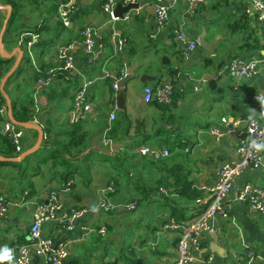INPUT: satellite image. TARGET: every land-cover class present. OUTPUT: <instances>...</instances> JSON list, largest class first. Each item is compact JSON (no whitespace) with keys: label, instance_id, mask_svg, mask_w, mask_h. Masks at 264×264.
<instances>
[{"label":"crops","instance_id":"1","mask_svg":"<svg viewBox=\"0 0 264 264\" xmlns=\"http://www.w3.org/2000/svg\"><path fill=\"white\" fill-rule=\"evenodd\" d=\"M18 2L22 4L18 20L27 24V32L16 37L14 26L7 24L9 6L0 0V43L9 54L20 45L26 55L17 66L22 71L16 72V69L13 77L10 75L4 83L13 108H36L35 103H31L32 96H36L45 105L33 115L34 121L29 122L39 123L44 134L47 133L46 128L52 129L50 137L62 128L64 134L60 138L66 139L65 133L72 129L69 112L73 108L75 88L80 80H89L85 99L91 107L86 116H80L88 120L84 123L89 133L88 149L101 154L113 153L117 149L124 150L122 148L135 139L141 140L139 145L133 150H126L135 153L136 158L140 157L137 152L139 147L168 149L173 162H180L185 170H190L188 178L192 187L201 193L199 199L202 202L196 205L201 208L205 201L208 202L212 196L211 189L218 182L220 169L239 159L236 153L239 137L231 132V120L237 122V130L240 131L246 126L244 122L248 120L250 109L255 110L254 118H258L264 109L257 100V97L264 98V22L257 20L251 3L247 0H201L195 12L190 14L187 3L181 1L171 10L167 23L159 26L154 17L155 0H136L137 6L124 15H128L127 18L116 21H112L104 11V0H72L70 23L64 26L55 14L60 0H57L58 6L51 14L45 13L46 0H39L38 8L32 5L31 0ZM118 3H121L120 0L115 6ZM86 27L95 32V58L92 62L86 60L80 36L81 30ZM179 27L197 45L188 59H184L183 45L174 36L175 29ZM203 33L207 42L217 40L214 56L201 47ZM37 34L33 45L29 46L27 42L32 40L31 35ZM124 40L126 45L122 48ZM68 45H71L68 52L75 63L74 71L62 70V78L60 73V77L44 90L36 86L35 81L39 80L36 78L37 71L51 74L61 64L56 48ZM18 55L15 52L14 56L7 58L0 54V83ZM124 57L130 65L141 60L145 66L139 69L140 75L145 73L148 77L146 81H140L139 75L124 84V108H117L115 119L108 123L113 91L121 90L113 88L111 78L112 75L119 76L122 68H127ZM25 58L33 63L29 70H24L22 66ZM234 58L257 59L256 75L246 79L233 76L229 64ZM107 72L111 78L106 76ZM203 75H209L208 80ZM11 78L10 88L15 92L14 98L6 90ZM166 79L173 82L175 92L164 114L160 101L144 102L143 88L156 86ZM70 89L72 94L68 93ZM0 102L6 104L1 98ZM223 116L230 121L223 123ZM118 120H121V126L118 134L113 136L117 140L115 142L106 133ZM126 127L129 135H124ZM211 130H216L218 135ZM37 137L35 129L24 131L23 149L34 146ZM44 143L42 141L38 149H43L42 157L38 159L28 156L25 161H19L22 162L20 164L0 162V199L17 202L24 196L26 200L25 204L11 206L8 213L0 215V249L7 246L13 256L11 262L4 260L0 264H18V248L30 242L28 232L35 203L46 201L50 196L61 202L60 212L71 208L84 209L83 215L73 220L72 230L61 228L57 221L48 222L41 228L44 235L66 245L68 256L63 264H175L179 231L168 228L173 219L159 195L153 194L148 199L142 197L139 205L141 217L133 220H130V214L139 206L132 211L115 209L103 212L98 207V190L107 176L101 171L102 166H98L104 165V161L94 157L87 160L82 156L71 158L63 154L70 160L69 163L89 165L86 180L77 176V167L73 177L71 170L50 167V160H45L49 149L44 148ZM6 151L7 143L0 138L1 156H5ZM261 153L262 165L245 167L233 180L234 184H253L264 188V152ZM178 154H181L179 160ZM146 156L152 159L149 154ZM27 171L30 173L25 177ZM141 176L151 177L142 179L146 186H155L160 178L154 169L148 174L141 171ZM63 182L64 186L61 185ZM117 190V196L123 198L131 191V183L126 185L119 180ZM223 200L228 201L226 213H215L209 218L211 230L200 232L199 248L192 253L190 264H245V244L253 248L257 256L264 258V214L251 208L246 201L234 200L232 191L227 192ZM194 211L190 210L187 218ZM189 219L181 222L184 228L188 227ZM84 224L96 229L104 227L106 233L103 236L84 234L80 228ZM127 228L133 230L126 240V251L131 259H127L124 252L106 253V247L114 239L123 237ZM109 231H112L111 236ZM28 264L44 263L32 254ZM257 264H260L259 261Z\"/></svg>","mask_w":264,"mask_h":264},{"label":"built area","instance_id":"2","mask_svg":"<svg viewBox=\"0 0 264 264\" xmlns=\"http://www.w3.org/2000/svg\"><path fill=\"white\" fill-rule=\"evenodd\" d=\"M136 0H120L122 4H127L129 2H135ZM157 5L154 9V17L155 21L159 26H163L170 18L171 10L181 1H185L187 3L188 12L193 14L200 4L201 0H155ZM251 3L253 10L256 13L257 20L264 22V2L261 0H247ZM119 2V0H104L103 9L108 14L109 18L112 21H116L119 17L114 15V6ZM72 0H69L67 3L63 5L59 4L56 12H58V19L61 24L64 26H68L70 23L69 13L72 11ZM134 9V8H133ZM136 11V9H135ZM94 30L90 27L83 28L80 32V36H82V44L83 50L85 53L86 60L88 62H92L94 60V50H95V42H94ZM32 40L29 45H33V42L38 37L37 35H31ZM175 38L186 42L187 36L181 31H175ZM23 40H20L22 43ZM71 45L65 46L63 48L64 51L67 48H70ZM193 49L192 44H188L185 52L184 58L189 56L190 50ZM120 50V49H118ZM121 51V50H120ZM61 61L60 66L62 69H69L72 71L74 69V60L73 58L67 54V51L63 54L57 56ZM258 68V60L255 58L249 59H241L234 58L229 64V70L233 76L238 79H246L251 78L256 75ZM126 69L123 70L121 76H114L107 72L106 76H110L112 79L111 84L114 87L118 86V81L121 80L126 75ZM62 71V70H61ZM53 78L51 76H46L45 79H39L36 81V86L43 88L48 87L53 82ZM89 83V82H88ZM88 83H85L88 84ZM39 90V89H36ZM175 92L174 84L171 80L166 79L161 83H158L156 86L147 85L143 88V100L144 102H151L153 100H158L161 103H170ZM84 94V90L82 88H75L73 95V103L75 104V108L71 109L69 112V122L74 123L79 120L80 116H86L88 112V107H83L80 104V97ZM118 92L113 91L111 112H115L117 109L116 97ZM36 108L35 110H39L40 107L45 105L44 101H39L38 98L34 101ZM264 112V109L261 113ZM261 113L258 118H253V120H247L246 126L244 129L238 131L237 130V122L231 120L233 123V128L231 132H235L239 137V142L236 147V153L239 155V159L233 161L230 164H225L219 171V178L217 184L211 189L212 196L210 200L204 203H210L207 207L206 211H200L195 216H193L189 220H194V222L190 225L188 230H185L181 223L171 221V224L168 225V228L176 231L179 230V240L176 243V261L175 264H190L193 261L192 253L199 248V230H211L210 225L208 223L209 218L214 215V211L217 213L225 214L227 211V200H223L224 196L227 192L232 191L233 199L246 201L248 205L257 210L259 213L264 214V188L261 186H256L253 184H244V185H236L233 180L240 174V172L248 166L257 168L262 165L263 155L262 153H256L253 150L248 148L249 141L252 139L264 140V118H262ZM7 105L2 103V107H0V123L3 122L4 125L0 127V133L2 135H7L12 139V143L14 144L17 154L20 155L23 149V131L24 129L16 125L14 123L9 122V118H7ZM35 114V112H34ZM33 114V115H34ZM34 117V116H33ZM114 118V114H111V119ZM34 121V120H33ZM221 121L223 123H227L230 120L223 116ZM213 131V134L218 135L216 130ZM46 134H44V139H46ZM141 153L153 155L154 158L158 159L164 156H168V149L144 146L140 147ZM114 184L113 181H106L103 186L98 190V207L103 212H108L112 209H125L133 207V203L126 204L122 202V200H114ZM136 198V197H131ZM25 197L23 196L19 201L15 200H6L0 199V215H5L8 213L11 206L20 205L25 203ZM201 199L197 200V203L200 204ZM62 208V204L58 198L54 196H50L48 200L43 201L35 205L34 209L35 213L32 217V222L29 226V238L30 242L26 245H21L18 248V256L17 262L18 264H28L31 258V255L34 254L41 258L44 264H63L65 259L68 256V250L66 245L63 242H55L51 236H46L42 233L41 228L44 224L57 221L61 228L65 230H72V222L74 219H78L83 215L84 209L82 208H71L67 212H60ZM188 220V221H189ZM81 230L84 234H99L105 235L106 229L101 227L96 229L92 225L84 224L81 227ZM244 256H245V264H257L259 261L260 264H264V258L257 256L249 245L245 244L244 247Z\"/></svg>","mask_w":264,"mask_h":264},{"label":"trees","instance_id":"3","mask_svg":"<svg viewBox=\"0 0 264 264\" xmlns=\"http://www.w3.org/2000/svg\"><path fill=\"white\" fill-rule=\"evenodd\" d=\"M38 1L39 0H31V3L34 7L38 8ZM46 1H48V3L46 4L45 13L51 14L53 9L56 6H58L57 0H46ZM4 3L9 7L11 6L10 7L11 11L7 19V24L9 26H14V31H16V37H18L22 32H27L26 31L27 24H25L23 21L18 20L21 18L22 4H20L18 0H4ZM55 14L58 19V13L56 12V10H55ZM61 70H64L62 69V66L55 67L51 74H48L47 72L39 70L37 71L36 78L45 79L46 76H51L53 79H56L60 77V73H61V78H62L63 75H62ZM65 71L66 70H64L63 72ZM46 88L47 87H43L41 89L44 90ZM112 90L113 89H111V91ZM0 98L3 99L4 101V98L1 92H0ZM31 103H33V99ZM157 103L159 104L160 102H157ZM167 106L168 104L162 102L161 110L162 112H164V114L167 113ZM11 108L13 111L12 112L13 117L16 120L22 121V122H28L31 120L33 121L34 112L32 109L28 110L27 108L21 106L17 110L13 108L12 103H11ZM87 122L88 120H83L79 118V120H77L76 122L70 123L72 125V129L67 130V132L65 133L66 139L60 138V136L63 137V134H64L62 131L63 130L62 128L58 130V132H55V136H51V137H50V133L52 132V129L46 128L47 133L45 134L47 138L44 139L43 141L45 142L44 148L46 147L49 150H48V154L45 160L46 161L50 160L51 168L63 167L66 170H71L70 172L73 177H75L74 174L76 173V170L78 168L77 176L81 177V179L86 180L88 176V172H89V165L80 166L77 164L69 163L70 160L66 159L63 156V154H67L71 158L82 156L86 160L89 159L90 157H94L98 161L100 160L104 161V165H99L98 167L102 166L101 171L103 172L105 176H107V180L113 181L116 184L115 191L113 193L114 200L128 201V200L133 199L136 201L135 207H137L140 205L142 197L143 199H148L153 194H157L162 199L161 201L165 202L170 218H172L173 221L179 222V223L184 222L190 217L194 216L196 214V211H200V210L204 211L206 209L209 203H203L201 208H199L200 206L196 205L198 204L197 200L199 199V196L201 193L198 189L192 187V184L188 178L190 174V170L188 169L185 170L184 166H182L180 162H173L172 159H170L172 157L170 150H169L170 156L163 158V159L154 160L151 158H147L146 156L147 154L141 153V150H140L141 148L139 147L137 152L140 155V157L136 158L135 153H130L126 150V149L133 150L134 146L139 145L138 143L141 140L138 141L136 139L133 140L132 143H130L126 147L122 148L126 150V152L124 150L120 151L121 149H117L113 153L112 152L109 153L106 151L107 153L101 154L102 152L89 150L88 149L89 142L87 140L89 133H88V130L84 128V123H87ZM120 126H121V120L114 121L111 131L109 130L110 132L108 131L109 133L107 132L106 136L113 139L114 138L113 136H116L118 134L120 130ZM24 131L26 130L24 129ZM124 135H129L127 127L124 130ZM0 138L5 139L7 143V151L5 152L4 157L16 156L17 151H16L15 146L7 138H4L1 135H0ZM120 139L121 137L119 138V141ZM114 141L116 142L117 140L115 139ZM180 158H181V154H178L177 160H179ZM20 163L22 162H17L16 164H20ZM153 169L154 171L156 170L160 174V178L159 180L156 181L155 186H146L142 183V179L148 180L151 177L141 176V171L143 173L148 174L150 170H153ZM119 180H122L126 185H129L131 183V191L126 193V195L123 196V198L122 196H120V197H117V199H115V195L117 194V192H119L118 190L116 191V188L118 186L117 182ZM86 183L87 181H85V184ZM131 197H136V198H131ZM190 202L194 204H191ZM190 210H195V211L193 214H191L189 218H187L188 217L187 213Z\"/></svg>","mask_w":264,"mask_h":264},{"label":"water","instance_id":"4","mask_svg":"<svg viewBox=\"0 0 264 264\" xmlns=\"http://www.w3.org/2000/svg\"><path fill=\"white\" fill-rule=\"evenodd\" d=\"M60 2H63V0H60ZM136 6H137L136 2H132V3L129 2L125 5L118 3L115 6L113 12H114L115 16H117V17L119 16V18H121V17H124V15L126 13H128L129 10L135 8ZM10 9L11 8L9 7L8 11H10ZM200 42H201V47L204 48L205 50H207L211 56L215 55V46L217 45V40L207 42L205 40V34L203 33L202 36L200 37ZM24 51H25V49L23 47H21L20 45H18L12 51V53L9 54V53L4 51L2 42L0 43V54H1V56L4 55L5 57L10 58V57L14 56L15 52L19 53L14 64L12 65V67L8 70V72L2 78L1 83H0V90L3 92L5 100H6L9 119L14 124H17L26 130H29V129L37 130L38 131V137H37L36 144L33 147L24 150L20 155H18L16 157H4V156L0 155V162H19V161H22L26 156L35 152L39 148L40 143L44 140L43 127L39 123L29 122V121L28 122H22V121L16 120L13 117L10 99L8 98V96L6 95V93L4 92V89H3L5 81L8 79V77L10 75H12L14 73V71L17 69V66L19 65L20 60L22 59V57L25 56ZM124 58H125V64H126L127 68H126V76H124L121 80L118 81V86L121 88V90L118 92L117 97H116V104H117L118 109L124 108V97H125V92L123 90L124 84L128 80L133 79L136 76L135 72L137 70H139L140 68H143V66H145L144 64L141 63V60L130 65L128 59L126 57H124ZM147 77H148L147 74L143 73L140 75L139 80L140 81H146ZM208 77H209V75H203V78L205 80H208ZM244 125H246V121L244 122Z\"/></svg>","mask_w":264,"mask_h":264},{"label":"bare ground","instance_id":"5","mask_svg":"<svg viewBox=\"0 0 264 264\" xmlns=\"http://www.w3.org/2000/svg\"><path fill=\"white\" fill-rule=\"evenodd\" d=\"M69 0H63V2H60V4L61 5H63L64 3H67ZM10 11H11V9H10ZM10 11H8L9 13H10ZM72 12V11H71ZM71 12L69 13V17H70V14H71ZM58 13V12H57ZM127 16L128 15H126L125 17H121V19H126L127 18ZM119 17V16H118ZM69 25V24H68ZM175 31H181L182 33H184L183 31H182V29L179 27V28H177V29H175ZM185 34V33H184ZM186 35V34H185ZM187 36V35H186ZM93 37H94V42H95V32H94V34H93ZM81 39H82V36H81ZM179 43H181L182 45H183V50H182V54H183V57H184V52H185V49H186V47H187V45L188 44H192L193 45V49L192 50H190V52H189V56L187 57V58H184V59H188L189 57H190V54H191V52L196 48V43L194 42V41H192V40H190L188 37H187V41L186 42H183V41H181V40H179V39H177V38H175ZM29 43H30V41H28L27 42V44L29 45ZM31 45V44H30ZM29 45V46H30ZM125 45H126V40H124L123 42H122V48H124L125 47ZM63 48L64 47H58V48H56V55L58 56V55H60V54H63V53H65L66 51H67V54H69L70 55V53L68 52L71 48H67V50L66 51H64L63 50ZM71 56V55H70ZM74 69H75V63H74ZM74 69L72 70V71H70L69 69H64V70H66L67 72H73L74 71ZM125 68H122L121 69V72H120V75L119 76H121L122 75V72H123V70H124ZM135 77L134 78H136V77H139V75H140V72H135ZM126 76V75H125ZM9 79V78H8ZM7 79V80H8ZM6 80V81H7ZM5 81V82H6ZM90 83V81L89 80H80L79 81V85H78V87L77 88H82L83 90H84V94L80 97L81 99H80V104L83 106V107H88V110L90 109V107H91V105L87 102V100L85 99V90H86V87L88 86V84ZM85 83H88V84H86L85 85ZM113 86V85H112ZM113 88L114 89H116V90H118V88H120L119 86H117V87H114L113 86ZM3 89H4V87H3ZM1 91V90H0ZM4 92H5V90H4ZM1 93H2V95H3V98H4V100H5V97H4V94H3V92L1 91ZM6 93V92H5ZM6 95L8 96V94L6 93ZM8 98H9V96H8ZM10 99V98H9ZM5 103H6V100H5ZM10 103H11V101H10ZM0 107H2V104H0ZM75 108V104L73 103V108L72 109H74ZM12 109V108H11ZM8 112V111H7ZM114 114V118L113 119H111V114ZM1 118H3L2 116H0ZM7 118H9V115L7 114ZM115 119V112H110L109 113V116H108V123H110V122H112L113 120ZM9 122H11V123H13L11 120H9ZM2 125H4V123L2 122V123H0V127L2 126ZM17 125V124H16ZM24 129V128H23ZM26 130V129H25ZM212 133H213V131H211ZM23 133H24V131H23ZM0 135L1 136H3L4 138H7L11 143H12V139L9 137V136H7V135H2L1 133H0ZM42 143V142H41ZM41 143H40V145H41ZM13 144V143H12ZM36 144V143H35ZM34 144V145H35ZM14 145V144H13ZM33 147V146H32ZM39 148H40V146H39ZM38 148V149H39ZM37 149V150H38ZM36 150V151H37ZM35 151V152H36ZM168 152H169V150H168ZM34 153V152H33ZM32 154V153H31ZM151 157H152V159H154V160H159V159H163V158H166V157H168V156H170V152H169V154H168V156H164V157H161V158H158V159H156V158H154L153 157V155H150ZM16 157V156H15ZM61 185H63L64 186V182L63 183H61ZM48 200V199H47ZM41 202H43V201H41ZM41 202H36L35 203V205L36 204H38V203H41ZM122 202H125L126 204H131V203H133V207H128V208H125V209H127V210H132V209H134L135 208V204H136V201L135 200H133V199H131V200H128V201H123L122 200ZM22 204H25V203H22ZM22 204H20V205H22ZM210 205V203L207 205V207ZM207 207H206V209L204 210V211H206L207 210ZM112 210H115V209H112ZM110 211V210H109ZM108 211V212H109ZM34 213H35V210H33L32 211V217L34 216ZM215 213H217L216 211H214V214ZM194 222V220H191L189 223H188V227L187 228H184L183 226V228L185 229V230H188L189 228H190V225L192 224ZM199 232H201V230H199ZM38 257V256H37ZM40 258V257H39Z\"/></svg>","mask_w":264,"mask_h":264},{"label":"rangeland","instance_id":"6","mask_svg":"<svg viewBox=\"0 0 264 264\" xmlns=\"http://www.w3.org/2000/svg\"><path fill=\"white\" fill-rule=\"evenodd\" d=\"M2 14V13H1ZM0 14V15H1ZM4 17V16H3ZM2 22V21H1ZM25 57H26V55H25ZM22 66H23V68H24V70H29L30 68H32L33 67V63H32V61L30 60V61H26V58L23 60V63H22ZM19 69V68H18ZM17 69V70H18ZM19 71H22V70H18V71H16V72H19ZM137 72H140V70H137ZM10 77H13V75L12 76H10ZM12 82H13V78H11L8 82H7V84H6V90H7V92H9L10 93V95H11V97H13L14 98V96H15V92H14V90L13 89H11L10 88V86H11V84H12ZM209 89H211V88H209ZM36 90V89H35ZM40 90V89H39ZM206 90H208V89H206ZM212 90V89H211ZM1 92V91H0ZM6 92V91H5ZM68 93H70V94H72V90L70 89L69 91H68ZM2 94V93H1ZM3 96V95H2ZM68 96V95H67ZM33 97V103H34V101L36 100V96H32ZM70 104H71V100L70 101H68ZM0 104H1V102H0ZM43 107V106H42ZM41 108V107H40ZM39 108V109H40ZM33 110V112H35V114L36 113H38V111L39 110H35V108L34 109H32ZM42 154H43V149H40V150H38V151H36V152H34V153H32V154H30V155H28L29 157H34L35 159H38L39 157H42ZM28 156H26L27 158H29ZM25 157V158H26ZM24 158V159H25ZM23 159V160H24ZM22 160V161H23ZM25 161V160H24ZM29 173L30 172H28L27 171V173H25L24 174V176L26 177V176H29ZM106 181H108L107 180V178H106V180L102 183V184H104ZM111 182V181H110ZM118 183V185H119V181L117 182ZM101 184V185H102ZM113 184H114V190H115V186H116V184H115V182H113ZM118 194H116L115 195V199H117V196ZM141 202H142V199H141ZM137 208V207H136ZM132 211V210H131ZM109 212H113L112 210H110ZM131 219L130 220H133L134 218H136V217H141V206H139L138 208H137V210L136 211H134V212H132L131 214ZM133 232V230H131L130 228H127L126 229V234L123 236V237H120L119 239H114L113 240V242L110 244V245H108V247H106V249H105V252L107 253V251H112V253H115V254H120V253H122V252H124L125 253V256L127 257V259H131L129 256H128V254H127V243H126V240H127V235L129 234V233H132ZM112 235V231H109V236H111ZM123 249V250H122Z\"/></svg>","mask_w":264,"mask_h":264},{"label":"clouds","instance_id":"7","mask_svg":"<svg viewBox=\"0 0 264 264\" xmlns=\"http://www.w3.org/2000/svg\"><path fill=\"white\" fill-rule=\"evenodd\" d=\"M74 95V94H73ZM257 100L260 102L261 107L264 108V98L257 97ZM249 120H253L255 116V110L250 109ZM262 118H264V112L261 113ZM248 148L255 151L256 153L264 152V140L252 139L249 141ZM13 259L12 250L4 246L0 249V261L7 260L11 262Z\"/></svg>","mask_w":264,"mask_h":264},{"label":"flooded vegetation","instance_id":"8","mask_svg":"<svg viewBox=\"0 0 264 264\" xmlns=\"http://www.w3.org/2000/svg\"><path fill=\"white\" fill-rule=\"evenodd\" d=\"M55 80H53V82H54ZM49 86V85H48Z\"/></svg>","mask_w":264,"mask_h":264}]
</instances>
